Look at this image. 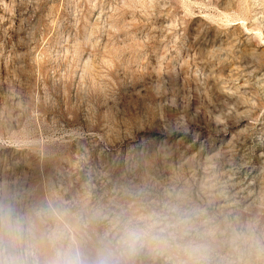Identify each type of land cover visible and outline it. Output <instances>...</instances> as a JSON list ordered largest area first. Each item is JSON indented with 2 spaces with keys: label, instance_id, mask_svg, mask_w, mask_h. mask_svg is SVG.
<instances>
[{
  "label": "rangeland",
  "instance_id": "rangeland-1",
  "mask_svg": "<svg viewBox=\"0 0 264 264\" xmlns=\"http://www.w3.org/2000/svg\"><path fill=\"white\" fill-rule=\"evenodd\" d=\"M5 214L0 264H264V0H0Z\"/></svg>",
  "mask_w": 264,
  "mask_h": 264
},
{
  "label": "clouds",
  "instance_id": "clouds-1",
  "mask_svg": "<svg viewBox=\"0 0 264 264\" xmlns=\"http://www.w3.org/2000/svg\"><path fill=\"white\" fill-rule=\"evenodd\" d=\"M7 237L13 243H23L31 236V227L26 228L19 221H13L10 215H0V239ZM146 240V234L138 231L130 232L126 235L123 243L128 249H135ZM56 264H78V262L68 254L64 259L59 260ZM100 264H113L112 261L102 260Z\"/></svg>",
  "mask_w": 264,
  "mask_h": 264
}]
</instances>
